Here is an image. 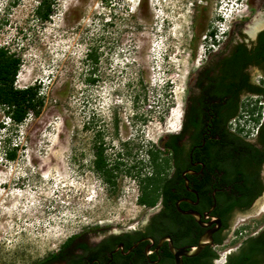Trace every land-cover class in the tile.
<instances>
[{"label": "rangeland", "instance_id": "1", "mask_svg": "<svg viewBox=\"0 0 264 264\" xmlns=\"http://www.w3.org/2000/svg\"><path fill=\"white\" fill-rule=\"evenodd\" d=\"M41 1L0 0V46L22 59L16 86L40 85L45 97L22 125L0 110V264H36L84 228L140 227L149 151L180 133L191 76L248 13L235 0H55L45 21ZM100 144L112 163H139L115 187L94 169ZM261 211L264 197L246 223ZM240 223L216 247L220 259Z\"/></svg>", "mask_w": 264, "mask_h": 264}, {"label": "flooded vegetation", "instance_id": "2", "mask_svg": "<svg viewBox=\"0 0 264 264\" xmlns=\"http://www.w3.org/2000/svg\"><path fill=\"white\" fill-rule=\"evenodd\" d=\"M244 1L248 13L231 22L219 48L191 76L186 102L190 122L179 140L180 149L170 148L169 135L160 140L164 167L160 174L153 172L158 180L154 183L157 201L142 205L140 227L133 231L81 229L47 255L44 264H70L72 259H81L78 264H177L173 250L189 251L206 234L212 235V243L195 257L181 256L183 264H248L243 259L252 241L261 236L264 244V212H259L263 214L255 225L246 223L257 216L251 212L264 197V133L260 132L264 127V0H235L234 4ZM233 57L237 62L230 65ZM233 67L244 79L242 90L222 101L210 100L205 89L208 79L223 76ZM227 115L232 116L224 131L234 140L225 133H211ZM196 124L204 126L197 139ZM237 139L260 149L261 164L253 161L242 168L239 159L250 153ZM235 220L243 222L234 231L235 248L224 259L213 258L216 247L225 246ZM56 254L59 257L54 259Z\"/></svg>", "mask_w": 264, "mask_h": 264}, {"label": "trees", "instance_id": "3", "mask_svg": "<svg viewBox=\"0 0 264 264\" xmlns=\"http://www.w3.org/2000/svg\"><path fill=\"white\" fill-rule=\"evenodd\" d=\"M55 4V0H42L36 9L39 18L48 21L54 13ZM212 34L214 33L212 32ZM95 51L96 49L90 50L88 53V60H98ZM230 62H232L230 65H233L235 62H237V59L233 57ZM21 65L22 59L20 56L13 52L9 47L0 46V110L7 114L11 122L17 126L22 125L31 114L38 116L45 103V97L41 95L40 85L33 84L23 88L16 86V79ZM208 80L209 82L207 83L205 89L210 100L219 99L222 101L226 96L232 94L237 95L242 90L244 85V79L236 67L225 71V75L223 76L216 78L210 77ZM90 81L96 82L97 80L90 79ZM214 112H216V115H219V117H223L219 109H215ZM230 116L232 115L225 116V118L221 120L220 124H216V126H214L211 132L212 135H223L225 133L230 136L229 139L234 140V137L230 133L224 131V126L229 120ZM145 121L146 120L143 122ZM189 122L190 119L188 118L187 112L185 111L182 132L180 134L169 135L168 140L170 143V148L180 149L178 143L179 140L182 139L183 134L186 132ZM203 128L204 126H201V124L195 125V138H200ZM260 132L262 134L264 133V127L261 128ZM237 140L240 143L242 149L250 153L239 159L241 166H243L242 168H244V166L248 163L251 164L253 161L261 164L263 153H261L260 149H257L252 144L241 139ZM17 148L18 146L6 152V157L9 160H15L17 158ZM219 149L220 147L217 148V150ZM161 153L162 152L149 151V157L152 164V173L150 175L144 176L143 179H140V187L142 190V193L138 197V203L140 205L156 204L157 196L155 194L158 190V187L157 185L155 186L154 183H156L158 180L156 177H153V172L160 174V171L164 167V164L160 161ZM138 165L139 163L131 165L130 168H126L124 160L121 159H118L112 163L105 155V147H103L101 144L95 147L93 161L94 169L103 177L106 183L112 185L113 187L116 186V181L120 173L124 172L132 176L133 171L138 168ZM136 174V177H140L142 175L140 172H136ZM262 240L263 237L259 236L254 241H252L251 249L246 255L247 258L243 259L245 263L261 264V262L264 260V257L262 258L264 255V244ZM58 257L59 254H56L53 258L57 259ZM212 257L218 258L219 255L218 253L212 252ZM44 261L46 260L43 259L36 264H44ZM80 261L81 259H72L70 260V264H78ZM232 261L236 262L239 260L234 258Z\"/></svg>", "mask_w": 264, "mask_h": 264}, {"label": "water", "instance_id": "4", "mask_svg": "<svg viewBox=\"0 0 264 264\" xmlns=\"http://www.w3.org/2000/svg\"><path fill=\"white\" fill-rule=\"evenodd\" d=\"M210 243H212V235L211 234H206L205 236H203V238L201 239L199 244L197 246L193 247L189 251L183 249L180 252L175 253V251L173 250V252H174V254L176 255V258H177V264H183L181 256L195 257Z\"/></svg>", "mask_w": 264, "mask_h": 264}, {"label": "clouds", "instance_id": "5", "mask_svg": "<svg viewBox=\"0 0 264 264\" xmlns=\"http://www.w3.org/2000/svg\"><path fill=\"white\" fill-rule=\"evenodd\" d=\"M223 20H226V18H225L224 16H221V22H222Z\"/></svg>", "mask_w": 264, "mask_h": 264}, {"label": "bare ground", "instance_id": "6", "mask_svg": "<svg viewBox=\"0 0 264 264\" xmlns=\"http://www.w3.org/2000/svg\"><path fill=\"white\" fill-rule=\"evenodd\" d=\"M232 11H234V7L231 8ZM252 33V32H251Z\"/></svg>", "mask_w": 264, "mask_h": 264}]
</instances>
